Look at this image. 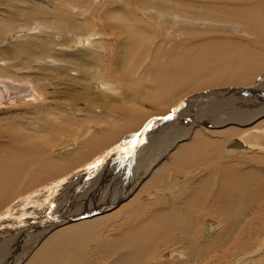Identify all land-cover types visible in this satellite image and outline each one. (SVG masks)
Masks as SVG:
<instances>
[{"label":"bare ground","instance_id":"1","mask_svg":"<svg viewBox=\"0 0 264 264\" xmlns=\"http://www.w3.org/2000/svg\"><path fill=\"white\" fill-rule=\"evenodd\" d=\"M1 229L11 264L252 263L264 0H0Z\"/></svg>","mask_w":264,"mask_h":264},{"label":"rangeland","instance_id":"2","mask_svg":"<svg viewBox=\"0 0 264 264\" xmlns=\"http://www.w3.org/2000/svg\"><path fill=\"white\" fill-rule=\"evenodd\" d=\"M72 47V46H71ZM80 49H82V47L81 48H79V49H77V50H80ZM69 51V50H68ZM72 51H74L75 52V50H70V52L72 53ZM73 52V53H74ZM49 66V65H48ZM48 66H46V67H48ZM44 67V66H43ZM51 96V95H50ZM158 132H155V134H157ZM147 136H151V134L150 135H147ZM146 136V137H147ZM69 138H71V136H69ZM162 138H163V135H161L159 138H158V140L156 141V143H157V145H159V143L161 142V140H162ZM145 143L146 142H142V143H140L139 144V146L137 147V148H135V146L133 147L132 145H130V147L129 148H131V151H128L127 153L126 152H123V151H120V152H117V153H115L114 155H112L113 157L115 156V159L117 160L118 158H119V153H124V159H125V162H124V164H122V165H120L119 166V168L117 169V167L114 169L113 168V165L111 166V167H107V168H105L104 170H102L100 173H102L103 171H105L106 173L105 174H111L112 176L110 177V175H108V177H107V179L110 177V178H113L114 179V181H113V183L114 184H112V185H115L116 183H120V180H124V179H126V177H127V174H129L128 175V177H129V179H130V177H132L131 175H135V173H136V170L138 169L137 168V165H138V163L139 162H141V158L142 157H144V156H146L148 153H147V151H149V147H147L146 148V146H145ZM141 146V147H140ZM144 148V149H143ZM146 148V149H145ZM137 149V150H136ZM74 150H75V148H74ZM114 150V149H113ZM144 151H145V154H144ZM141 153V154H140ZM126 156V157H125ZM110 157V156H109ZM117 157V158H116ZM137 158V159H136ZM140 159V160H139ZM128 161V162H127ZM136 162V163H135ZM140 165V164H139ZM135 166V167H134ZM106 169H107V171H108V169H111L110 171H108V173H107V171H106ZM134 169V170H133ZM116 170V171H115ZM130 172V173H129ZM99 173V172H98ZM99 173V174H100ZM115 173V174H114ZM99 174H97L98 176H99ZM103 174V173H102ZM102 174H100V178H99V180L101 179L102 180V178H103V176H102ZM114 174V175H113ZM131 174V175H130ZM105 179V178H104ZM95 181V180H94ZM97 181V180H96ZM117 181V182H116ZM126 181H129L128 179L126 180ZM34 210H32V212H33ZM27 213V212H26ZM41 215H39V216H37V223H42L43 221H45V217H44V212H41L40 213ZM29 215H31V213L29 214ZM24 218H21V217H19V220H23ZM11 222H14V224L13 223H9V224H13V228H19V227H17V225H16V223H15V221H12L11 220ZM221 222V221H220ZM204 225H206V222H204L203 223ZM224 224V223H223ZM220 226V228H223L224 227V225H222V223H220V225L219 224H217V228ZM20 229V228H19ZM4 229H1L0 230V233H3L2 231H3ZM205 233V232H204ZM1 238V237H0ZM27 239V238H26ZM203 239V241H204V239L206 240V238L205 237H203L202 238ZM208 239V238H207ZM18 240V239H17ZM17 240H16V242H14V244L12 245H9L10 247V249L8 248L7 250H4V251H2L1 252V249H0V263L1 264H11V262H14V259L15 260H19V258L26 252V243H28L26 240H24V239H22V241H20V242H17ZM24 240V241H23ZM26 241V242H25ZM1 242V241H0ZM17 246V247H16ZM1 247V246H0ZM20 247V248H19ZM261 248H263L262 246H261ZM260 248V249H261ZM264 249V248H263ZM263 249H261L260 251L258 250L257 252H255V253H253V255H256V256H254L256 259H261L263 262H264V254H262V253H264V250ZM16 251V253L17 254H15V256H14V258H13V253ZM169 251V250H168ZM13 252V253H12ZM252 252H254V250H251L248 254H250V253H252ZM8 256H7V255ZM13 254V255H12ZM5 255L7 256V257H5ZM243 255H246V254H242V256ZM241 255H235V258L237 259L236 260V262H235V258L233 259V258H231V261L230 262H232L231 264H238V262L237 261H239L241 258H243ZM11 257H12V259H11ZM178 257V256H177ZM177 257H173L171 260H161L162 262H164V261H166V263H175V261L176 260H178V261H176V262H179V258L177 259ZM239 257V258H238ZM241 257V258H240ZM253 256H252V258L254 259V260H256L255 258H254ZM6 258V259H5ZM174 258H176V259H174ZM8 259H11V260H8ZM253 259H252V263H250V264H253ZM3 260V261H2ZM6 260H8V261H10V263H7V261ZM175 260V261H174ZM168 261V262H167ZM23 261H21V263H22ZM161 262V263H162ZM235 262V263H234ZM20 263V264H21ZM164 264V263H163ZM222 264V263H221ZM228 264V263H227ZM230 264V263H229Z\"/></svg>","mask_w":264,"mask_h":264},{"label":"snow or ice","instance_id":"3","mask_svg":"<svg viewBox=\"0 0 264 264\" xmlns=\"http://www.w3.org/2000/svg\"><path fill=\"white\" fill-rule=\"evenodd\" d=\"M137 141L133 140L130 142V144L134 147L136 145ZM127 151H131V148L127 149ZM99 163V162H98ZM97 165H92L93 168H95Z\"/></svg>","mask_w":264,"mask_h":264},{"label":"water","instance_id":"4","mask_svg":"<svg viewBox=\"0 0 264 264\" xmlns=\"http://www.w3.org/2000/svg\"><path fill=\"white\" fill-rule=\"evenodd\" d=\"M76 220V219H75Z\"/></svg>","mask_w":264,"mask_h":264}]
</instances>
